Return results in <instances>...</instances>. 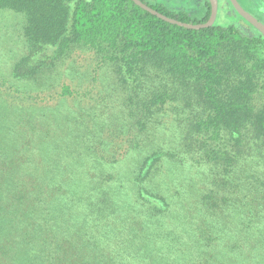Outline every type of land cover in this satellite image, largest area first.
Instances as JSON below:
<instances>
[{
    "label": "trees",
    "instance_id": "1",
    "mask_svg": "<svg viewBox=\"0 0 264 264\" xmlns=\"http://www.w3.org/2000/svg\"><path fill=\"white\" fill-rule=\"evenodd\" d=\"M141 1L183 23L211 14L209 0L200 19ZM3 9L27 19L14 79L36 80L88 48L116 66L122 106L106 120L97 109L38 116L0 99V264H264L262 34L218 24L221 10L214 26L185 29L131 0H0ZM73 95L65 86L59 97ZM179 98L195 113L175 152L149 150L152 138L101 154L117 141L104 138L109 125L144 136ZM167 157L201 179L168 185Z\"/></svg>",
    "mask_w": 264,
    "mask_h": 264
},
{
    "label": "rangeland",
    "instance_id": "2",
    "mask_svg": "<svg viewBox=\"0 0 264 264\" xmlns=\"http://www.w3.org/2000/svg\"><path fill=\"white\" fill-rule=\"evenodd\" d=\"M148 1L155 2L156 0ZM158 1L165 2V5H169L171 8L184 5V10L192 18L198 19L202 16L198 8L202 0ZM251 1L256 10H260V14L264 17V0ZM221 3L218 24L223 26L235 25L249 36L258 35L254 28H250L242 18L234 13L229 0H221ZM240 3L250 15L264 24V20L261 19L257 12L253 11V6L250 3L245 4V0ZM26 21L27 19L23 13L11 9L0 10V99L2 101L5 100L7 104L19 109L35 106V113L38 116L45 110H53L55 112L60 110L65 113L68 109L77 115L94 114L97 109L98 113L96 114L105 115L106 120L121 114L122 96L118 94L120 85L116 82L118 79L117 68L116 66L112 68L108 61V63L103 62L102 64L103 56L88 48H77L56 71H51L52 73L40 76L36 80L18 81L14 79L12 77L14 68L27 51L25 38L22 35V27ZM262 37L264 38L263 35ZM65 86L71 88L74 92L72 97H59ZM22 96L36 99L35 101L30 100L31 102H21L20 99H16ZM186 103V100H181L180 98L178 100H169L163 109L160 110V117L158 118L161 121L160 124L152 132H148L144 136H139L137 129L133 126V130L129 131V127L126 124L119 128L112 123L103 133L105 135L104 138L113 137L117 141L113 144L106 142V145L99 146L101 154L109 158L112 155L120 156L124 153L135 152L134 150L138 149L137 146L135 147L137 139L147 141L152 138L158 141L159 144L154 145L149 150L155 151L162 148L165 154L175 152L179 147L178 141L182 137L183 127H186V125L183 126V123L186 122V118L195 113V110ZM142 146L140 145V147ZM147 152L144 151L145 154ZM170 157H167V162L163 169L166 178L165 182L168 185H176L186 189L192 180L201 179L200 172L202 171L198 167L191 166L189 163L180 166L171 161ZM130 167L131 165L123 166V168ZM168 175L172 181L167 179ZM226 218L224 217V219ZM226 227L221 223L219 228L223 231L228 229ZM234 232L235 230H230L227 233ZM222 238L218 241V244L223 243ZM257 257H260V255H257ZM247 263L248 260L244 258V264Z\"/></svg>",
    "mask_w": 264,
    "mask_h": 264
},
{
    "label": "water",
    "instance_id": "3",
    "mask_svg": "<svg viewBox=\"0 0 264 264\" xmlns=\"http://www.w3.org/2000/svg\"><path fill=\"white\" fill-rule=\"evenodd\" d=\"M131 1H133L141 9L149 12L150 14L156 16L157 18H159L161 20H163L167 23H170L172 25L183 27V28L189 29V30H201V29H205V28H209V27L214 26V24L217 21L218 14H219V0H209V2L211 4V14H210L208 21L203 23V24L194 25V24H189V23H183V22H180L178 20L169 18V17L157 12L153 8L149 7L148 5L143 3L141 0H131ZM229 1L232 4V6L234 7L237 14L240 17H242L245 21H247L252 27H254L256 30H258L264 36V25L261 22H259L256 18H254L252 15H250L246 10H244V8L240 5L238 0H229Z\"/></svg>",
    "mask_w": 264,
    "mask_h": 264
},
{
    "label": "flooded vegetation",
    "instance_id": "4",
    "mask_svg": "<svg viewBox=\"0 0 264 264\" xmlns=\"http://www.w3.org/2000/svg\"><path fill=\"white\" fill-rule=\"evenodd\" d=\"M242 1V0H241ZM149 2H151L152 4H154V5H157V4H159V5H161L163 8H169V9H171V10H173L176 14H180V13H185V14H187V11H185L184 10V5H181V6H175V7H173V8H171L169 5H165V2H161V1H158V0H156L155 2L154 1H149ZM203 2H204V0H202V1H200V3H199V6H198V8H199V10L201 11V8H202V5H203ZM230 2V1H229ZM238 2H239V0H238ZM240 3V2H239ZM247 3H250V5L251 6H253V2L251 1V0H245V4H247ZM231 4V3H230ZM241 5V4H240ZM221 6H222V3H221V0H219V10H221ZM242 6V5H241ZM231 8H232V10L234 11V13H236L237 14V12L235 11V9H234V7L232 6V4H231ZM253 11H255V12H257L259 15H260V17H261V19H263L264 20V17L260 14V10L259 11H257L256 10V8L253 6ZM245 10V9H244ZM201 14H202V12H201ZM235 14V15H236ZM188 15V14H187ZM238 15V14H237ZM189 17H191L192 18V16H190V15H188ZM239 16V15H238ZM202 17V16H201ZM200 17V18H201ZM200 18H198V19H200ZM240 18H242V17H240ZM192 19H195V18H192ZM243 19V18H242ZM244 20V19H243ZM245 21V20H244ZM246 23H247V25L250 27V28H254V27H252L247 21H245ZM264 25V24H263ZM255 29V28H254ZM256 30V29H255ZM254 30V31H255ZM257 32L256 33H260L258 30H256ZM261 34V33H260Z\"/></svg>",
    "mask_w": 264,
    "mask_h": 264
}]
</instances>
